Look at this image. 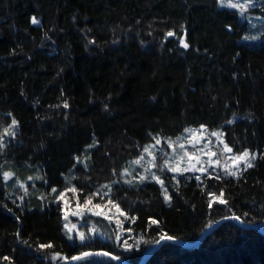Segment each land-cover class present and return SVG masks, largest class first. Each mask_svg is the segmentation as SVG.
I'll use <instances>...</instances> for the list:
<instances>
[{
    "label": "trees",
    "instance_id": "trees-1",
    "mask_svg": "<svg viewBox=\"0 0 264 264\" xmlns=\"http://www.w3.org/2000/svg\"><path fill=\"white\" fill-rule=\"evenodd\" d=\"M13 120L0 147V264H67L87 250L138 264L161 236L191 243L222 218L145 264H264V233L230 219L264 224V0L243 14L220 0H0V126ZM200 125L233 153L254 151L252 166L125 181L156 136ZM4 168L41 179L12 193ZM108 204L120 229L94 217L104 238L68 239L65 208Z\"/></svg>",
    "mask_w": 264,
    "mask_h": 264
},
{
    "label": "rangeland",
    "instance_id": "rangeland-1",
    "mask_svg": "<svg viewBox=\"0 0 264 264\" xmlns=\"http://www.w3.org/2000/svg\"><path fill=\"white\" fill-rule=\"evenodd\" d=\"M220 2L223 5L230 6L229 0H220ZM260 3L261 0H250V2L249 0H231V4H245V9L250 6H258ZM238 9L240 10V8ZM241 13L243 14V12ZM253 14L251 18L255 17L256 23H252L250 26L260 30L263 27L261 25L263 17ZM13 127V124L9 127L0 126V147L13 134ZM213 133H216V135H213ZM226 148L230 147L225 144L219 130L209 129L203 125L190 126L172 138L156 136L153 141L146 144L141 155L134 158L124 170V178L127 183H138L149 179L164 184V169H168L175 174L188 171L198 176L208 171L237 175L248 167L249 163L253 162L256 155L254 151L248 149L241 153H233L227 151ZM245 151L249 154L246 159H235ZM136 161H139V163H136ZM3 173L5 186L12 193L18 189L24 194L30 195L33 189L36 188L37 180L41 179V175L36 171L17 175L10 168H4ZM6 173L10 174L7 178H5ZM94 217H104L108 222L118 225V229H120L123 222L121 210L110 204L106 207H79L75 205L65 208L63 220L68 239L71 242L75 240L83 241L86 239V230L89 231L92 237L100 236L104 238V233H102L100 226L94 222ZM100 224L107 229L104 223ZM260 226L264 228V224H260Z\"/></svg>",
    "mask_w": 264,
    "mask_h": 264
},
{
    "label": "water",
    "instance_id": "water-1",
    "mask_svg": "<svg viewBox=\"0 0 264 264\" xmlns=\"http://www.w3.org/2000/svg\"><path fill=\"white\" fill-rule=\"evenodd\" d=\"M228 218H222L214 223H212L211 225H209L205 231L202 233V235L197 238L194 242H185V241H182V240H179V239H172V240H167V239H159L157 241V243L149 250V252L145 255L144 259L139 263V264H144L145 263V260L163 243V242H166V241H172L180 246H187V247H190V246H193V245H196L198 244L199 242H201L203 240V238L208 234L210 233L217 225H219L223 220H226ZM230 219H233L235 221H237L238 223L242 224L243 226L245 227H248V228H254L258 231H260L261 233H264V228H262L260 225H255V224H247V223H244L242 220L240 219H236V217H230ZM87 255H97V256H109V257H112L116 262L117 264H122V262L120 261V259L115 256L114 254H111L109 252H106V251H102V250H87V251H84V252H81L79 254H76L75 256H73L70 261L67 263V264H74V262H76L78 259L84 257V256H87ZM76 258V259H74Z\"/></svg>",
    "mask_w": 264,
    "mask_h": 264
},
{
    "label": "snow or ice",
    "instance_id": "snow-or-ice-1",
    "mask_svg": "<svg viewBox=\"0 0 264 264\" xmlns=\"http://www.w3.org/2000/svg\"><path fill=\"white\" fill-rule=\"evenodd\" d=\"M249 2H250V0H249ZM229 4H230V6H232V7H238V8H240V10H241V12H243L244 11V9H245V4H231V0H229ZM33 22H35V20L33 21ZM169 35H172V33H169ZM185 47H187V45L185 44L184 45ZM13 125H15L16 124V121L15 120H13ZM187 131V130H186ZM213 135H216V133H213ZM226 150L227 151H231V149L230 148H226ZM248 152L247 151H245L241 156H239V157H236L235 159L236 160H244V159H246L247 157H248ZM136 163H139V161H136ZM248 167H251L252 165H251V163H249L248 165H247ZM234 174V173H233ZM8 175H10V174H5V178H7V176ZM197 179H199V177H197ZM215 199H219V198H216V197H214ZM166 199H167V197H166ZM220 203H224V201L222 200V199H220ZM211 206V205H210ZM236 219H239V217H236ZM153 223H156L155 221H153ZM161 239H167V240H172V239H174V237H171V236H168L167 234H165V235H163V236H161ZM74 259H76V258H74Z\"/></svg>",
    "mask_w": 264,
    "mask_h": 264
},
{
    "label": "bare ground",
    "instance_id": "bare-ground-1",
    "mask_svg": "<svg viewBox=\"0 0 264 264\" xmlns=\"http://www.w3.org/2000/svg\"><path fill=\"white\" fill-rule=\"evenodd\" d=\"M255 225H260V224H255ZM204 231H205V230H204ZM201 235H202V234H201ZM144 257H145V256H144ZM144 257L141 259V261L144 259ZM146 260H147V259H146ZM146 260H145V262H146ZM141 261H140V262H141ZM140 262H139V263H140ZM139 263H138V264H139ZM144 264H145V263H144Z\"/></svg>",
    "mask_w": 264,
    "mask_h": 264
}]
</instances>
